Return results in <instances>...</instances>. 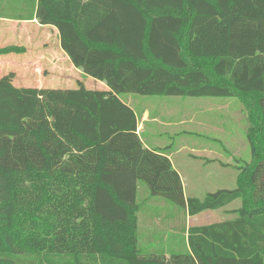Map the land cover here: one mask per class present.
I'll list each match as a JSON object with an SVG mask.
<instances>
[{
    "label": "trees",
    "instance_id": "1",
    "mask_svg": "<svg viewBox=\"0 0 264 264\" xmlns=\"http://www.w3.org/2000/svg\"><path fill=\"white\" fill-rule=\"evenodd\" d=\"M0 19L54 27L73 68L104 85L0 79V264H264V0H0ZM126 95L239 99L250 156L236 187L185 196ZM139 182L167 213L140 214ZM235 201V217L186 228ZM139 214L147 235L159 215L183 221L180 246L140 247Z\"/></svg>",
    "mask_w": 264,
    "mask_h": 264
},
{
    "label": "rangeland",
    "instance_id": "2",
    "mask_svg": "<svg viewBox=\"0 0 264 264\" xmlns=\"http://www.w3.org/2000/svg\"><path fill=\"white\" fill-rule=\"evenodd\" d=\"M41 39L42 35H38ZM47 38V37H46ZM44 37V39H46ZM48 39V38H47ZM52 46V40H49ZM51 54L41 58L40 63L47 67ZM44 57V56H43ZM39 63V64H40ZM59 61L58 66H61ZM59 68V67H57ZM47 71V70H45ZM49 71V70H48ZM83 74L76 72L67 76L55 72L41 74L33 80L39 87L52 89H84L101 90L104 85ZM135 109L138 117L140 111L146 109L148 119L141 122V138L152 149H163L167 153H174L179 148H184L180 155L172 157L174 164L183 177L185 196H197L203 198L208 192H215L218 185L223 188L236 187V176L241 162L249 161V148L245 139L248 111L237 98H187V97H142L138 95H126ZM180 160H183L184 163ZM239 160L241 162H239ZM236 167V168H235ZM222 174L223 180L213 182ZM221 185V186H222ZM138 203L141 204L140 214L151 208L153 213H167L168 208L161 203H167L158 197H150L146 186L138 183ZM166 205V204H164ZM241 207V201H235L225 207L224 210L206 211L195 217H185L186 228L190 226H204L228 220L236 216ZM138 216L139 246L148 249L150 246L168 249L174 243L181 244L179 220L172 223H164L162 215L155 217L154 224L160 227L154 234L147 235L143 232L144 218ZM168 223V224H167ZM150 229H159L156 226H148ZM146 239L151 242L147 243Z\"/></svg>",
    "mask_w": 264,
    "mask_h": 264
},
{
    "label": "crops",
    "instance_id": "3",
    "mask_svg": "<svg viewBox=\"0 0 264 264\" xmlns=\"http://www.w3.org/2000/svg\"><path fill=\"white\" fill-rule=\"evenodd\" d=\"M38 35H42L41 39L38 38ZM44 37H47L48 39H44ZM50 39L53 43L52 46L49 42ZM5 47H17L19 50H17L15 53L12 52L3 55L0 54V79L11 74V84L16 88H39V86H37L33 82V80H37L39 78V73H50L53 75L55 72H58L60 74H66L67 76H70L71 74L80 72L73 68V66L69 62L68 57L63 53L60 47L58 31L54 27L41 26L36 19H32L30 21L0 19V48ZM52 52L54 55H51L50 63H47V67H44L43 65L41 67V58H45L47 54H51ZM59 61H62L61 66H58ZM82 76L83 78H86L84 75ZM127 103L131 107H133L129 102ZM134 110L136 112L135 108ZM140 112L141 119L138 118L137 128V133L139 135H141L142 133L139 129V125L142 124L143 127V123L141 122L148 119L146 109H143ZM144 143L145 147H149L146 142ZM183 149L184 148L182 147L176 150L173 154L170 153L168 155V158L172 164V167L178 172L181 178L185 194L183 177L172 160V157L180 155L183 152ZM180 161L182 162V164L184 163L183 160ZM222 176L223 175L220 174L218 178L213 182V184L215 185L219 183L220 180H223ZM221 185L222 184L218 185V188L216 189H226L223 188V185ZM224 209L225 208L220 210Z\"/></svg>",
    "mask_w": 264,
    "mask_h": 264
}]
</instances>
